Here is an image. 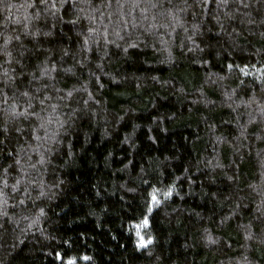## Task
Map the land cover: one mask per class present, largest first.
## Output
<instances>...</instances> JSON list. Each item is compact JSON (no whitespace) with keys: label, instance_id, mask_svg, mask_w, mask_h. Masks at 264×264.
<instances>
[{"label":"trees","instance_id":"obj_1","mask_svg":"<svg viewBox=\"0 0 264 264\" xmlns=\"http://www.w3.org/2000/svg\"><path fill=\"white\" fill-rule=\"evenodd\" d=\"M51 3L0 0V264H264V0Z\"/></svg>","mask_w":264,"mask_h":264},{"label":"snow or ice","instance_id":"obj_2","mask_svg":"<svg viewBox=\"0 0 264 264\" xmlns=\"http://www.w3.org/2000/svg\"><path fill=\"white\" fill-rule=\"evenodd\" d=\"M212 2V0H203V3L204 4H209V3H211ZM226 2V0H219V3H225ZM41 3L42 4H45V5H47L48 4V0H41ZM65 3H68V0H61V4H65ZM34 6V5H33ZM245 6H247V5H245ZM50 7H51V9H54L55 11H60V9L59 8H56V0H52V3H51V5H50ZM70 23H73V24H75L76 23V21H70ZM85 43H87V41H85ZM4 55H6V56H8V57H10L11 56V53L10 52H8V53H4ZM21 55H23V53H21ZM6 62H8V63H11V61L10 60H7ZM15 70H13V72H14ZM49 71H52V72H54L55 71V69L53 68V69H49V68H45L44 69V73H48ZM245 75H247V73H245ZM4 76L5 77H8V80H10V81H12V82H15V80H16V76H14V75H10L9 74V72L8 71H5L4 72ZM33 76H34V74H33ZM53 79H54V77H52ZM0 83H3V84H7V81H0ZM21 95L23 96V97H25V98H27V102H28V108H25L24 109V111L23 112H17L15 109H16V105L15 104H13V105H11L10 107L12 108V110H13V115H24V116H27V115H30L31 113H30V109L32 108V97L29 95V92L27 91V90H25V91H23L22 93H21ZM71 95V93H69V96ZM51 98L49 97V96H44L43 98H42V100H41V103H43L44 101H47V100H50ZM5 103H7V99H5ZM4 133H7V131H8V129L7 128H4L3 130H2ZM7 171V169H5V172ZM4 184H5V186H7V180H5L4 181ZM172 196V189H167V190H165L164 192H163V197L165 198V199H167V198H169V197H171ZM160 200L159 199H157V197H156V194H155V191L151 194V201L149 202V201H146V203L149 205L148 207H147V213H151V211L153 210V207L152 206H158L159 204H160ZM21 203H23V201H21ZM148 226V219H147V217L145 216L144 218H143V221H142V225H138L137 227H147ZM137 235L139 236L140 234H139V232L137 233ZM143 240V237H141V241ZM148 244H150V243H152V241L151 240H148V242H147ZM147 245L146 244H144V243H140V244H138V247H141V248H143V247H146ZM57 259L58 260H60V261H62L63 262V264H76V260L73 258V257H71L70 255H67V258H66V256L65 255H61V254H59V253H57ZM84 259L85 260H87L88 259V257H84Z\"/></svg>","mask_w":264,"mask_h":264},{"label":"rangeland","instance_id":"obj_3","mask_svg":"<svg viewBox=\"0 0 264 264\" xmlns=\"http://www.w3.org/2000/svg\"><path fill=\"white\" fill-rule=\"evenodd\" d=\"M140 229L142 230V228H140ZM141 237H142V236H140V240H141ZM142 241H143V240H142Z\"/></svg>","mask_w":264,"mask_h":264}]
</instances>
